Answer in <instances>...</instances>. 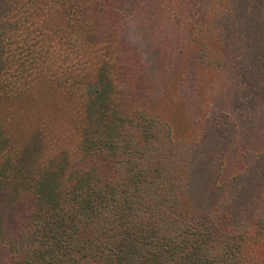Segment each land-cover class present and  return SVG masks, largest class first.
Wrapping results in <instances>:
<instances>
[{
	"label": "trees",
	"instance_id": "obj_1",
	"mask_svg": "<svg viewBox=\"0 0 264 264\" xmlns=\"http://www.w3.org/2000/svg\"><path fill=\"white\" fill-rule=\"evenodd\" d=\"M175 1L0 0V264H264V0ZM159 8L262 122L228 177L232 104L163 112L188 65L139 47Z\"/></svg>",
	"mask_w": 264,
	"mask_h": 264
},
{
	"label": "rangeland",
	"instance_id": "obj_2",
	"mask_svg": "<svg viewBox=\"0 0 264 264\" xmlns=\"http://www.w3.org/2000/svg\"><path fill=\"white\" fill-rule=\"evenodd\" d=\"M157 1L165 10L169 7L176 8L175 0ZM151 13H156V15L160 14L161 18L157 22H155L152 16L149 18L146 15L145 18L139 17L136 19L140 22L139 25L147 27L145 30L141 29V31H137L136 36L139 47L151 52L152 58L155 57L153 53L154 49H157L159 52L162 50L166 51V56L162 64L163 67L158 68V72H163L164 68L167 69L165 66L169 65L172 60L173 52L171 53L170 47L175 44V42L174 44L172 42L174 39L178 42L179 39V65L182 62L188 65L179 67L181 68L179 71L184 69L185 72H179L180 80L177 83L180 85L177 90L175 88L169 89L170 81H166L167 87H163L169 90L168 92L166 90L164 93L166 95V102L162 108L165 115L167 114L166 116L169 115V117L173 118L174 136L179 137L180 134L181 136L190 135L195 130L201 118L208 115V107L217 102H219L217 106L221 109H231L230 105L232 104L237 115L240 113L241 134L235 147L229 151L223 167L224 176L228 177L239 171L242 167V153L247 147L252 146L257 138L261 136L260 133L263 130L261 126L262 122L257 117H252V114L256 110L249 112L244 108L247 100L242 99L241 96L246 92L243 86L238 85V81H234V74L232 72L217 73L202 63L195 62L192 64L193 55L190 46L186 42L185 31L178 25L173 27L171 18L161 14L164 13L162 9L159 8ZM172 19L174 21L177 18L173 16ZM180 21L181 17H179ZM173 28L179 29L175 30ZM188 61L191 65L188 64ZM162 75L164 74L162 73ZM176 96L179 97V100L176 99ZM249 125H251L250 130L247 129Z\"/></svg>",
	"mask_w": 264,
	"mask_h": 264
}]
</instances>
